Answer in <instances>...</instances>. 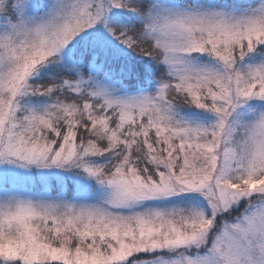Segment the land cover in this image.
<instances>
[{
	"label": "snow or ice",
	"instance_id": "obj_1",
	"mask_svg": "<svg viewBox=\"0 0 264 264\" xmlns=\"http://www.w3.org/2000/svg\"><path fill=\"white\" fill-rule=\"evenodd\" d=\"M0 264H264V0H0Z\"/></svg>",
	"mask_w": 264,
	"mask_h": 264
}]
</instances>
